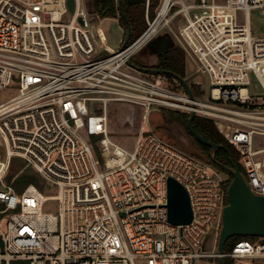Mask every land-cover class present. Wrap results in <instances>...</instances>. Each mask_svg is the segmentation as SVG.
<instances>
[{"label": "built area", "instance_id": "2783aa9c", "mask_svg": "<svg viewBox=\"0 0 264 264\" xmlns=\"http://www.w3.org/2000/svg\"><path fill=\"white\" fill-rule=\"evenodd\" d=\"M149 2L146 27L136 39L99 51L89 30L93 14L82 0H74L72 13L67 0H0V264H195L219 258L202 245L220 229L224 179L144 132L150 110L193 112L213 121L237 151L251 190L264 196V36H252L249 26V11L264 9V0H159L153 17ZM170 25L197 72L207 76L209 101L203 85L190 87V99L179 84L129 66ZM96 34L104 44L99 27ZM12 85L15 94L4 97ZM113 103L143 111L131 152L109 138L107 107ZM15 158L55 193L33 185L16 193L14 179L7 181ZM168 178L189 197L192 220L186 225L167 219ZM49 202L57 203L55 214L43 212ZM221 257L264 259V238L239 241Z\"/></svg>", "mask_w": 264, "mask_h": 264}, {"label": "water", "instance_id": "95a60500", "mask_svg": "<svg viewBox=\"0 0 264 264\" xmlns=\"http://www.w3.org/2000/svg\"><path fill=\"white\" fill-rule=\"evenodd\" d=\"M126 2L129 5H144L145 0H126ZM116 3L119 8L120 17L123 18L127 24V35L122 43V48H124L130 41L132 30L128 25L125 14L121 10V0H116ZM67 7L72 13L74 10V0H67ZM101 18L102 17L98 13H93L90 23L95 22V20H100ZM79 22L82 23V20L79 19ZM175 47V42L170 33L165 32L159 34L149 41L135 56L148 57L151 61L142 67H137L131 63L129 66L143 74L149 72L151 74L172 76L181 83L189 98L193 99V94L188 85L187 78L184 79L171 72L155 68L158 65V57L171 51ZM194 117L195 115L193 112L189 113V117L186 122L188 133L193 136L198 143L210 148L211 151L209 156L212 162L220 166L228 176L232 177V180L226 190V205L221 213V225L217 234L216 249L213 251L219 255V264H225L224 259L221 256L224 254V246L230 238H264V196L257 195L251 190L245 175L240 171L239 166L230 156L229 160L231 162V166L223 165L216 161L215 153L222 147L204 138L194 130L192 126V120ZM189 155L209 165L207 159L199 152H191ZM166 207L167 219L171 224L186 225L191 222L192 212L189 197L185 189L172 178H168L167 180ZM0 249L3 251L1 239Z\"/></svg>", "mask_w": 264, "mask_h": 264}, {"label": "rangeland", "instance_id": "374dc122", "mask_svg": "<svg viewBox=\"0 0 264 264\" xmlns=\"http://www.w3.org/2000/svg\"><path fill=\"white\" fill-rule=\"evenodd\" d=\"M184 3H190L189 0H182ZM193 2V0H191ZM221 2V1H217ZM83 8L87 9L88 0H82ZM193 13V11H192ZM70 14L66 15L63 18L64 22H68L70 19ZM91 19V18H90ZM239 22L243 20V13L238 14ZM249 20H250V30L251 34L254 37L264 36V9H251L249 11ZM100 27L106 36L105 43H101L96 34V28ZM89 30L91 31L94 39V44L99 51H102L105 46L113 48L117 50L122 43L123 39V27L117 22L115 18H103L100 20H95L89 24ZM168 32L171 34L176 47L184 50L185 53V76L188 79L190 84H199L205 87V95L203 97L204 101L208 100V78L205 74L197 72L198 66L193 59V56L186 48L185 44L181 41V39L177 35V31L174 25H170L166 27L160 34ZM139 57V56H138ZM133 61H135L133 59ZM138 62V59H137ZM139 63V62H138ZM150 78V77H149ZM152 79V78H150ZM252 83L256 85L254 79H252ZM16 90L13 85L6 89L3 92V96L9 98L14 95ZM177 111V110H172ZM180 112V110H179ZM143 111L139 107H130L122 104H110L107 107V118H108V131L110 140L118 145L119 147L125 149L126 151L131 152L133 150L134 144L137 141V133L141 127V116ZM144 132L148 133L152 131L157 136H159L164 141L168 142L172 146L177 149L191 154V152H195L196 149L194 147L192 139L188 136L183 127L178 126L176 124L165 126L164 121L161 116L160 110H150L148 112V120L143 125ZM143 140V138H142ZM3 152V146L0 145V155ZM19 164H24V169H29L33 171L30 167L26 166V163L19 159L15 158ZM241 166L240 160L238 161ZM23 169V170H24ZM15 169L11 166L9 168L7 176L14 175ZM19 173V172H18ZM220 174V173H219ZM221 177L226 180L227 177L225 175L220 174ZM41 185L43 187V194L49 195L54 194L55 189L47 188L45 183L41 180ZM43 212L55 214L57 212V203L49 202L43 207ZM2 230L5 231V225L2 226ZM218 233L214 231H210V233L205 238L202 248L206 252H213L216 249L217 244V235ZM232 264H264V259H241L234 260L231 259ZM137 264H146L145 262H138ZM195 264H218V259H210L203 258L199 259L195 262Z\"/></svg>", "mask_w": 264, "mask_h": 264}, {"label": "trees", "instance_id": "16d2710c", "mask_svg": "<svg viewBox=\"0 0 264 264\" xmlns=\"http://www.w3.org/2000/svg\"><path fill=\"white\" fill-rule=\"evenodd\" d=\"M159 5V0H150L148 12L150 17L154 16L155 9ZM121 10L125 14L128 25L132 30V35L130 40L136 39L145 29V3L144 5H129L126 0H121ZM87 11L90 14L98 13L103 18H115L119 12L116 0H88ZM120 23L125 27L127 31V24L124 19L120 17ZM159 70L168 71L180 77L185 75V53L181 48H175L163 55L159 56L158 65L156 67ZM171 78L170 75H165ZM161 116L164 121L165 126H170L176 124L184 128L188 136L192 139L194 147L197 152H199L204 158L207 159L208 164L215 169L218 173L225 175L227 177L223 182V187L226 192L232 177L228 176L226 172L217 164L212 162L209 153L210 148L198 143L193 136H191L186 128V122L188 120L189 114L179 111H172L167 109H161ZM192 126L194 130L203 136L204 138L212 141L213 143L220 145L222 148L216 151L215 158L220 164L231 166L229 156L237 163L240 171L243 173L242 167L239 165V156L237 151L228 144V142L223 138V136L218 132L217 127L213 121L209 119H203L200 117H194L192 120ZM11 167L15 169L14 175L7 176V181L10 182L12 179L13 189L16 193H21L27 186L33 185L38 190L42 191L43 187L41 185V178L29 169H24V164H19L17 160L13 159L11 161ZM24 169V170H23ZM19 172V173H18ZM43 181V180H42ZM256 237H232L230 238L225 246L224 253H229L234 245L242 240L255 241ZM225 264H232L231 259L225 258ZM11 264H28L25 261H13ZM219 264V262H218Z\"/></svg>", "mask_w": 264, "mask_h": 264}, {"label": "crops", "instance_id": "0c3cea01", "mask_svg": "<svg viewBox=\"0 0 264 264\" xmlns=\"http://www.w3.org/2000/svg\"><path fill=\"white\" fill-rule=\"evenodd\" d=\"M190 2H191V0H189ZM194 1V0H193ZM239 13H243V12H238L237 13V17H238V14ZM119 17V18H118ZM244 17V16H243ZM101 19H103V17L101 18ZM115 19L117 20V22L121 25V23H120V14H119V12L117 13V16L115 17ZM242 22H243V20H242ZM122 26V25H121ZM249 26H250V20H249ZM123 27V26H122ZM100 28V27H99ZM101 29V28H100ZM102 30V29H101ZM123 31H124V33H123V39H122V43L124 42V39H125V37H126V35H127V31H126V29H125V27H123ZM102 32H103V30H102ZM103 34H104V37H105V41H106V36H105V33L103 32ZM131 41V40H130ZM122 43H121V46L120 47H122ZM108 47V46H107ZM175 48H178V47H175ZM174 48V49H175ZM113 49V48H112ZM173 50V49H172ZM183 50V49H182ZM184 51V50H183ZM133 59L135 60V61H133ZM132 60H131V64H133V65H135V66H137V67H142V66H144V65H146L147 63H149L150 61H151V59H149L148 57H134ZM137 59H138V62H137ZM156 68V67H155ZM133 69V68H132ZM157 69V68H156ZM135 70V69H134ZM136 71V70H135ZM137 73H140V72H138V71H136ZM143 74V73H142ZM144 76H146V77H150V78H156V77H163L165 80H166V82L169 84V85H176V84H179L181 87H183L182 85H181V83L177 80V79H175V78H173L172 76H171V78H168V77H166L165 75H157V74H151V73H146V74H143ZM182 78H186V76L184 75V77H182ZM188 85H189V87H193V85L192 84H190L189 82H188Z\"/></svg>", "mask_w": 264, "mask_h": 264}, {"label": "flooded vegetation", "instance_id": "af4514ba", "mask_svg": "<svg viewBox=\"0 0 264 264\" xmlns=\"http://www.w3.org/2000/svg\"><path fill=\"white\" fill-rule=\"evenodd\" d=\"M158 61H159V57H158Z\"/></svg>", "mask_w": 264, "mask_h": 264}]
</instances>
